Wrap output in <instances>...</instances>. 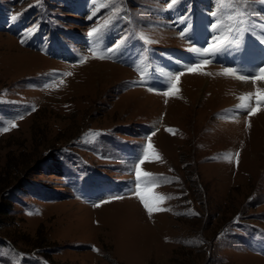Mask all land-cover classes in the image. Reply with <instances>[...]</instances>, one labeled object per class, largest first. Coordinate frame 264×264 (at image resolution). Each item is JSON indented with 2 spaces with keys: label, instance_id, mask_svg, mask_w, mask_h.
Segmentation results:
<instances>
[{
  "label": "rangeland",
  "instance_id": "374dc122",
  "mask_svg": "<svg viewBox=\"0 0 264 264\" xmlns=\"http://www.w3.org/2000/svg\"><path fill=\"white\" fill-rule=\"evenodd\" d=\"M262 68L264 0H0V264H264Z\"/></svg>",
  "mask_w": 264,
  "mask_h": 264
},
{
  "label": "snow or ice",
  "instance_id": "6c2138e0",
  "mask_svg": "<svg viewBox=\"0 0 264 264\" xmlns=\"http://www.w3.org/2000/svg\"><path fill=\"white\" fill-rule=\"evenodd\" d=\"M173 2H174V0H173ZM212 27L215 28L216 25H213ZM93 31L95 32L96 30L94 29ZM88 35L90 37L93 36V32H90ZM181 35H184V33L182 32ZM22 43H23V41H22ZM218 50H219V47L217 45H210L207 49H205V52L206 53H209V54H215V52L218 51ZM99 58H104V57H99ZM196 70L197 69H195V68H189L188 69V71H190V72H195ZM224 74L228 75V74H232V73H231V70L230 69H226ZM238 78L241 79V80H244L247 77L242 75V76H239ZM258 78L259 79H264V68H262L260 70V74H259V77ZM257 96L259 98H261V99H264V92L258 91L257 92ZM248 98H249L248 96H242L240 99L242 101H246ZM240 107H248V105L247 104H241ZM250 114L251 115H255L256 114L255 113V110H252ZM12 126L14 127L15 125L13 124ZM4 130L6 131L7 129H4ZM169 131H171V130H169ZM151 147H152L151 145H148V148L145 149V153H144L145 159L147 158V156L149 154V150L151 149ZM144 162H145V160L144 159H141V160H139V164L135 165V171H136V175H137V185L138 186H139V181L141 180L142 177L143 178H149L150 175H151V174L146 173V172L141 173V171L139 169V165L140 164H143ZM145 182L146 183H150L152 181L150 179H146ZM140 199H141V202L144 204V207L148 211V213H149L150 216H151V214L154 211H160L161 210L159 208L153 207L146 199H144V197L142 195L140 196ZM160 199H164V197H161Z\"/></svg>",
  "mask_w": 264,
  "mask_h": 264
},
{
  "label": "bare ground",
  "instance_id": "6f19581e",
  "mask_svg": "<svg viewBox=\"0 0 264 264\" xmlns=\"http://www.w3.org/2000/svg\"><path fill=\"white\" fill-rule=\"evenodd\" d=\"M97 59V58H96ZM92 63H95V64H98V65H102V64H110L111 66H115V67H117V65L116 64H114V63H110V62H107V61H99V60H94V61H92ZM246 66V65H245ZM250 66V65H249ZM254 66V65H253ZM120 67V69H122V70H125L126 68H123V67H121V66H119ZM216 67V66H215ZM247 67V66H246ZM99 68V67H98ZM106 68V67H105ZM100 69V68H99ZM98 69V71H99V76H101V74H103L102 73V70H99ZM102 69V68H101ZM203 69V68H202ZM113 71H115V70H113ZM247 78L246 79H244V80H241L240 81V84H239V89H242V90H245V89H252V88H255V87H259V86H261V85H263L264 86V79H259L258 77L259 76H257V78H252V77H250V76H247V75H245ZM228 77V76H227ZM217 81V80H216ZM218 83V82H217ZM216 83V84H217ZM199 84V83H198ZM175 87H176V85H175ZM174 87V88H175ZM195 88V87H194ZM189 92V91H188ZM139 93V92H138ZM186 94V93H185ZM188 94V93H187ZM186 94V95H187Z\"/></svg>",
  "mask_w": 264,
  "mask_h": 264
}]
</instances>
